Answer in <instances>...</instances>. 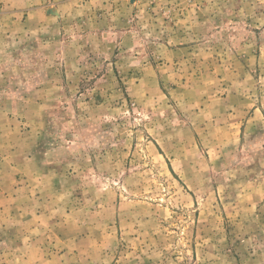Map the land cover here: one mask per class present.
Listing matches in <instances>:
<instances>
[{"label":"rangeland","instance_id":"obj_1","mask_svg":"<svg viewBox=\"0 0 264 264\" xmlns=\"http://www.w3.org/2000/svg\"><path fill=\"white\" fill-rule=\"evenodd\" d=\"M0 264H264V0H0Z\"/></svg>","mask_w":264,"mask_h":264}]
</instances>
